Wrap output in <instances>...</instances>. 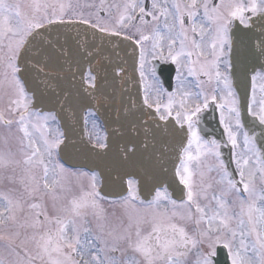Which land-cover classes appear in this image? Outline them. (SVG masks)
Returning <instances> with one entry per match:
<instances>
[{"label": "snow or ice", "instance_id": "1", "mask_svg": "<svg viewBox=\"0 0 264 264\" xmlns=\"http://www.w3.org/2000/svg\"><path fill=\"white\" fill-rule=\"evenodd\" d=\"M29 7L0 0V264H264V0ZM78 108L107 183L93 173L69 199ZM210 109L220 139L201 127ZM110 189L126 192L112 213Z\"/></svg>", "mask_w": 264, "mask_h": 264}, {"label": "water", "instance_id": "2", "mask_svg": "<svg viewBox=\"0 0 264 264\" xmlns=\"http://www.w3.org/2000/svg\"><path fill=\"white\" fill-rule=\"evenodd\" d=\"M103 86L105 88H107L109 93L111 92V88L108 89L110 84H104ZM249 87H250V85H249ZM89 99L91 100V98H89ZM91 103L93 105V110L95 108L99 107L101 112H105V110L108 109V111L106 112V115L107 116H112V118L114 119V115L112 114L111 109L108 108V101H107L106 98L104 99V106L103 107H100L99 102H97L95 100H91ZM41 108L44 109V106H41ZM44 110H47V109H44ZM86 110H87V108H78L76 113H75V115L70 120L67 121V127L72 129L75 126V124H76V128L78 130L77 132H79V134H80L82 132V129L80 130V128H83V124H81V120L83 119V113ZM102 122H103L104 126L107 128V131H108V134H109V139L111 140L110 129L112 127H115V125L105 124L103 120H102ZM213 125H214V127L217 126L215 128V134L217 135V133H216V130H217L218 134L220 135L218 124H217L216 120L213 122ZM62 128H64L63 122H62ZM257 131H259V129H257ZM74 134H76V133H74ZM142 135H140V136L142 137ZM78 138H80V137L78 136ZM83 145H87L88 147L91 146V145L88 144L87 141H85L84 143H82L80 145L79 148L76 147V149H78L80 151L77 156H75L73 158H70V157L67 158V162H65V160H63V161L65 163H67L68 165L73 166V167L85 168V169H88L90 171H93V170L98 171V173L103 178V184H105L106 183V174H107L108 170L104 169L103 165L97 166V165H99V161L97 160V158L94 155H87V154L81 153L80 149H81V147ZM116 148L118 149L119 146L116 145ZM169 155H170V161H169L168 167L172 168L174 165L178 164V160L176 159V154L175 153H170ZM225 159L228 160L229 156H226ZM232 168L234 170L233 166H232ZM102 169H103L104 174H101L102 173ZM180 187H182V186H178L177 184H172L171 187H169V190H170V192L172 194V197L174 199L179 200V198L183 195V193H181L180 190H179ZM103 190L104 189H102V191ZM124 193H122V194H124ZM150 193L151 194L153 193V190H150V188H143L141 190V196L143 198H147L148 199L150 197ZM122 194L119 192L118 189H117V191L111 189L110 191H108V195L107 196H117V195H122Z\"/></svg>", "mask_w": 264, "mask_h": 264}, {"label": "rangeland", "instance_id": "3", "mask_svg": "<svg viewBox=\"0 0 264 264\" xmlns=\"http://www.w3.org/2000/svg\"><path fill=\"white\" fill-rule=\"evenodd\" d=\"M18 2L21 4V11L23 10V0H18ZM28 12H31V8L29 6H27ZM259 82L257 83V95L259 96ZM6 103V99L0 100V107H3L4 104ZM89 129H90V135L93 136V128H92V124L91 122L89 123ZM96 132L101 136V132L100 130L96 129ZM9 147H11L13 150L14 149V145L12 144V142H10ZM4 148V145L2 142H0V150H2ZM69 182L67 183V187L68 189H70V191L66 192V193H70L71 192V188H73V186L77 185V187L72 191H77V190H81V188L83 189H87L88 185L90 184V178H91V174L89 173H85V172H81V173H77V175H73V174H69L68 177ZM4 185L0 184V188H3ZM11 187V186H9ZM119 201V200H118ZM113 201H103L102 202V206L103 207H109V208H114L112 203ZM116 209V208H114Z\"/></svg>", "mask_w": 264, "mask_h": 264}, {"label": "flooded vegetation", "instance_id": "4", "mask_svg": "<svg viewBox=\"0 0 264 264\" xmlns=\"http://www.w3.org/2000/svg\"><path fill=\"white\" fill-rule=\"evenodd\" d=\"M33 1L36 2V0H33ZM154 63L157 65L158 69L159 68H164V69H168L169 68L168 65H161L158 61L157 62H154ZM171 68H172V76L174 77V75H175L174 66H171ZM168 74H169L168 71L163 72L161 78L164 79V80H167ZM173 85H174V81H173ZM165 86H167V85H165ZM212 175L214 176L215 173H213ZM209 195H211V193H209Z\"/></svg>", "mask_w": 264, "mask_h": 264}, {"label": "bare ground", "instance_id": "5", "mask_svg": "<svg viewBox=\"0 0 264 264\" xmlns=\"http://www.w3.org/2000/svg\"><path fill=\"white\" fill-rule=\"evenodd\" d=\"M106 181H107V175H106Z\"/></svg>", "mask_w": 264, "mask_h": 264}]
</instances>
